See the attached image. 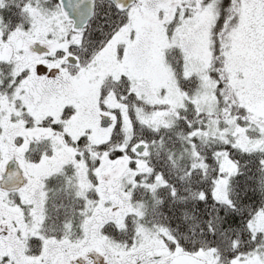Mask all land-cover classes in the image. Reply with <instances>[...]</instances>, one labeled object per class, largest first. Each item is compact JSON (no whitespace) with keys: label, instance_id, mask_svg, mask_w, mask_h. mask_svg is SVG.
Listing matches in <instances>:
<instances>
[{"label":"snow or ice","instance_id":"obj_1","mask_svg":"<svg viewBox=\"0 0 264 264\" xmlns=\"http://www.w3.org/2000/svg\"><path fill=\"white\" fill-rule=\"evenodd\" d=\"M0 264H264V0H0Z\"/></svg>","mask_w":264,"mask_h":264}]
</instances>
